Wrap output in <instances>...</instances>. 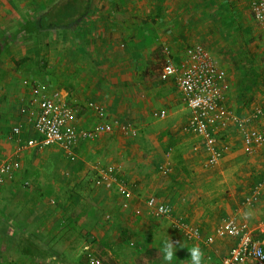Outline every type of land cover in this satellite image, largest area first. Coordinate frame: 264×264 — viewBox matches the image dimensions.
I'll list each match as a JSON object with an SVG mask.
<instances>
[{
    "label": "crops",
    "instance_id": "0c3cea01",
    "mask_svg": "<svg viewBox=\"0 0 264 264\" xmlns=\"http://www.w3.org/2000/svg\"><path fill=\"white\" fill-rule=\"evenodd\" d=\"M53 2L0 0V158L17 156L12 133L16 124L23 125V138L37 135L20 112L29 103L35 86L48 92L58 90L63 100L74 105L77 112L73 123L79 128L89 129L99 122L119 120L132 123L140 138L125 142L124 133L116 127L109 134H101L102 140L82 139L72 151L58 145L30 149L19 156L21 169L16 178L7 182L0 192L21 184L27 158L39 157L46 151L54 159L59 150L70 155L75 150L76 159L92 169L73 164L70 180L64 168H53V178L49 180L54 196L52 203L56 198L68 205L73 201L75 205L88 201L95 211L89 219L84 217V222L94 223L105 215L110 220L108 225L113 222L117 226L112 234L114 238L120 236V231L122 235L121 227L129 220L136 225V234L129 244L111 240V247L104 255L99 254L98 244L88 243L103 264H143L142 259L158 246L154 242L157 239H170L177 247L178 258L173 259L174 264H190L186 248L193 245L202 249L205 264H224L223 258L238 238L219 235L217 230L232 218L247 223L255 237L264 242V189L255 203H244L264 175V144L248 146L236 124L218 127L217 146L228 148L217 164H209L210 152L204 137L189 130L192 112L183 93L174 78L161 77L165 63L182 65L187 59V49L202 44L204 29L209 30L210 26L218 29L227 24L231 19L226 20V14L234 13L238 3L243 6L246 2L91 0L86 14L72 26L33 30L31 19L47 11ZM248 4L251 17L264 36V28L253 18L251 0ZM232 95L229 90L226 105L242 116ZM91 101L105 105V119L98 118L90 109ZM162 112L164 116L155 115ZM262 119L247 126L264 130ZM95 153H100L99 157L89 164L86 160ZM98 160L103 165L114 166L118 176L128 183L133 193L129 208L122 207L124 197L115 188L97 182L94 164ZM162 166L170 172L164 173L160 170ZM32 180L38 186H45L39 179ZM152 195L170 204L175 216H183L187 223L199 227L203 237L213 236L214 242L207 245L203 240H189L173 225L172 217L154 216L147 202ZM41 196L35 194L36 199ZM57 221L58 217H54V222ZM57 234L55 229L54 239L58 238ZM125 245L133 247L134 253L122 255ZM161 248L162 244L159 247L162 252ZM36 253L29 247L23 248L20 242L18 264L45 261L46 264H76L59 259L55 251L49 259ZM84 257L79 264H88L86 254ZM153 264H164V261Z\"/></svg>",
    "mask_w": 264,
    "mask_h": 264
},
{
    "label": "built area",
    "instance_id": "2783aa9c",
    "mask_svg": "<svg viewBox=\"0 0 264 264\" xmlns=\"http://www.w3.org/2000/svg\"><path fill=\"white\" fill-rule=\"evenodd\" d=\"M250 8L255 21L264 28V0H251ZM161 77L164 80L174 78L176 86L183 93L187 106L192 112L189 130L204 137L206 148L210 152L209 164H217L228 148L217 146L215 133L218 127L236 124L248 146L252 148L264 144V130L247 126L248 118H263L264 109L257 108L246 118L228 108L226 98L230 84L216 58L202 44H196L187 49V59L182 65L165 63ZM88 106L98 118L107 117L105 105L91 101ZM20 112L26 116V122L32 125L37 135L25 139L22 136L23 125L18 123L13 127L17 156L0 158V189L16 178L21 169L19 156L30 149H45L58 145L66 151H72L82 139L109 134L116 127L126 135H137V129L132 123L119 120L99 122L89 129L79 128L73 123L77 108L63 100L58 90L48 92L47 89L39 86L33 88L29 103L23 105ZM155 115L164 116L165 112L155 113ZM94 166L98 173L97 182L107 188H115L124 197L122 207L129 208L133 193L128 183L118 176L116 168L112 165H103L99 160ZM160 170L164 173L170 172L166 166H162ZM25 184L29 182L26 181ZM263 189L264 175L245 198L244 203H255ZM147 202L154 216L172 217L173 225L180 229L189 240H203L207 245L214 242L213 236L203 237L201 229L187 223L185 217L175 216L170 204L159 201L153 195ZM217 233L238 238L228 256L223 258L224 264H264V258L258 255V253L264 254V242L255 237L254 231L247 223L239 222L234 218L227 219L218 228ZM85 251L88 264H103L100 257L89 246Z\"/></svg>",
    "mask_w": 264,
    "mask_h": 264
},
{
    "label": "rangeland",
    "instance_id": "374dc122",
    "mask_svg": "<svg viewBox=\"0 0 264 264\" xmlns=\"http://www.w3.org/2000/svg\"><path fill=\"white\" fill-rule=\"evenodd\" d=\"M244 1L246 3L243 6L238 3V8L234 13L226 14V20L231 19L230 22L222 24L218 29L211 26L209 30L204 29L200 42L216 58L219 67L230 81L229 90L238 103L236 108L239 107L238 110L242 117L248 118L253 110L264 107V36L251 17L248 0ZM248 111V114H244ZM257 120L258 118H248L247 125ZM262 120L264 121V117ZM262 120H259L260 124ZM101 136L98 135L89 140H102L104 137ZM122 136L124 137L122 140L128 143L135 141V138H140L139 133L136 136L126 134ZM54 150L57 149L54 148ZM99 154L90 155L86 161L91 164L96 157H99ZM52 157L53 155H48L44 151L39 157L34 155L27 158L21 184L17 183L8 191L0 192V264H18L20 242L23 248L29 247L36 250L42 257L47 256L48 259L54 257L55 251L59 259L79 264L84 257L88 243L98 244L99 254L104 255V252L111 247V240L116 244H129L136 234V225L130 223V220L126 222L127 224L125 223L124 227H121L123 232L121 235L120 231V238L112 236L117 226L113 222L108 225L107 222L110 220H107L109 218L106 219L105 215L100 221L84 222V217L89 219L91 213L95 211L88 205V201L84 200L76 205L73 201L72 205H68L59 202V198H56L55 204L52 203L51 199H54V196L52 197L49 180L53 178V173H51L53 168H64V171L69 173L70 180L73 178L71 169L73 164L77 166L82 164L89 170L92 169L83 161L76 159L75 150L73 155L59 150L54 154V159ZM31 178L39 179V183L44 182L45 186H38V182L31 181ZM25 180H29L30 184L24 185ZM36 193L41 194V198L36 199ZM132 215L135 217L134 214ZM54 217H58L57 222H54ZM28 223L30 227H26ZM50 225H52L51 229H49ZM55 229H58L59 234H57L58 238L54 239ZM97 232L103 236L102 239ZM23 235L29 236L33 245L24 241ZM161 241L158 239L154 241L158 246L150 250L149 256L142 259L143 264L164 261L163 253L159 251ZM63 247L65 248L62 250ZM129 247L125 245V250L121 251L122 255L132 254L133 247ZM42 264H46V261ZM171 264L174 263L171 262Z\"/></svg>",
    "mask_w": 264,
    "mask_h": 264
},
{
    "label": "trees",
    "instance_id": "16d2710c",
    "mask_svg": "<svg viewBox=\"0 0 264 264\" xmlns=\"http://www.w3.org/2000/svg\"><path fill=\"white\" fill-rule=\"evenodd\" d=\"M90 1L91 0H54L47 11H44L34 20L31 19L33 23L32 29L50 30L70 27L86 14L90 6ZM26 181L30 184L29 180H25L23 181L24 185H29L25 184ZM55 202L54 200V203ZM22 238L24 241L26 240L33 245L29 236L23 235ZM35 255L39 256L38 253Z\"/></svg>",
    "mask_w": 264,
    "mask_h": 264
},
{
    "label": "clouds",
    "instance_id": "9594fccd",
    "mask_svg": "<svg viewBox=\"0 0 264 264\" xmlns=\"http://www.w3.org/2000/svg\"><path fill=\"white\" fill-rule=\"evenodd\" d=\"M161 244H162L161 250L163 252L164 264H171L173 259L176 258L175 254L177 251V247L174 246L173 242L170 239L162 240ZM186 249L190 254L189 255L190 264H205L204 253L199 246L193 245L190 248H186ZM258 255H261V257L264 258V254L258 253Z\"/></svg>",
    "mask_w": 264,
    "mask_h": 264
}]
</instances>
